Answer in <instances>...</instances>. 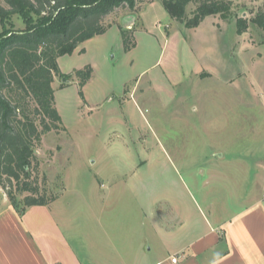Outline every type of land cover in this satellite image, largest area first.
Returning a JSON list of instances; mask_svg holds the SVG:
<instances>
[{
	"label": "rangeland",
	"instance_id": "obj_1",
	"mask_svg": "<svg viewBox=\"0 0 264 264\" xmlns=\"http://www.w3.org/2000/svg\"><path fill=\"white\" fill-rule=\"evenodd\" d=\"M155 1L147 0L144 4ZM227 1L231 4L229 18L214 17L217 27L225 32L220 41L223 57L218 58L223 74L216 72L207 79L193 76L190 66L194 69L205 55H211L206 47L201 54L197 49L177 48L176 39L170 38L161 47L165 45L158 63L160 49L157 53L153 44H145L140 37V49L125 54L115 42L112 30L105 39L107 54L92 47L83 56V44L72 55L59 59L62 76L56 80L60 88L56 102L62 125L60 131L43 136L37 156L41 178H47L49 190L57 196L64 192L60 200L51 204L54 212H64L68 224L80 219L75 236L78 232L87 233L86 224L91 219L88 209L95 208L104 211L102 220L126 224L128 234L136 240V222L149 223V217L141 220L133 212L129 186L137 196H174V192L185 193L189 187L198 196L199 186H203L208 175L204 166L210 158L215 161L214 149L230 152L231 156L249 149L264 150V44L261 31L250 21L264 7V0ZM0 3L4 5L5 0ZM141 6L134 13L118 10L107 18L106 26L109 29L131 14L137 17ZM157 7L151 16V30L157 22L156 28L166 35L173 19L161 8V0ZM195 7L189 5V17ZM238 17L249 20V30L243 35L235 32ZM36 21L37 17L28 12L9 17L0 22V34L24 29ZM174 52L176 60L172 57ZM88 62H95L96 77L85 93L86 86L83 88L81 97L79 83L70 84L76 80L74 71L90 66ZM169 64L175 74L171 77L180 78L174 89L167 88L163 72ZM146 69L149 71L136 86V76ZM66 77L68 82L63 83ZM125 82L128 84L124 95ZM239 147L233 154V149ZM171 157L175 174L171 171ZM228 170L234 191L253 187L252 179L244 175L245 184H241L243 176L235 175L236 167ZM0 196L5 195L2 192ZM231 202L239 203L235 196ZM157 203L159 210L167 206L162 201Z\"/></svg>",
	"mask_w": 264,
	"mask_h": 264
},
{
	"label": "crops",
	"instance_id": "obj_2",
	"mask_svg": "<svg viewBox=\"0 0 264 264\" xmlns=\"http://www.w3.org/2000/svg\"><path fill=\"white\" fill-rule=\"evenodd\" d=\"M157 5L158 0L143 3L137 17L132 14L122 17L105 34L85 42L83 56L92 47L107 54L109 48L105 39L112 30L122 52L132 54L140 49L141 37L145 44H153L151 46L157 53L160 49L159 63L166 43L175 38L179 44L177 48L197 49L201 54L205 52L204 47L210 51L211 55H205L194 69L193 65L190 66L193 76L202 75L201 78L207 79L216 72L223 74L224 68L218 64V58L223 57L220 41L225 32L222 27H217V18L209 17L196 28H187L173 20L166 36L156 28L157 22L151 30V16ZM161 8L166 11L163 4ZM119 27L135 32L136 45L129 52L124 50ZM207 38L209 41L205 42ZM163 44L164 48H161ZM175 55L174 52L173 60L178 58ZM103 58L106 62V57ZM88 65L92 67L93 75L84 93L96 77L95 62H88ZM148 71L143 70L136 76V86ZM163 72L167 88L177 87L180 78L171 77L175 75L171 64ZM56 80L54 88L58 91ZM127 84H123L124 95ZM70 85H78V82L75 80ZM68 87L64 86L62 90ZM240 148L233 149V154ZM212 153L215 161L210 158L204 166L208 175L202 181L203 186H199L198 196L187 188V184L184 186L187 192H174V196H137L136 190L129 186L133 196L128 197L134 204L133 212L141 220L149 217V223L136 222L134 232L139 236L136 240L128 234L126 224L121 226V223L112 224L110 219L102 220L104 211L95 208L88 209L91 219L86 224L87 233L78 232L75 236V230L80 227L79 217L68 224L65 222L68 216L64 212L55 213L52 205L31 207L20 215L7 196H0V264H264V150L249 149L236 156L220 149H214ZM173 162L171 157V171L175 174ZM229 167L237 168L236 176L250 177L253 187L234 191L230 187ZM244 176L240 180L243 185ZM62 196L64 192L57 201ZM232 196L238 199V204L231 202ZM161 201L167 205L164 210L156 207Z\"/></svg>",
	"mask_w": 264,
	"mask_h": 264
},
{
	"label": "trees",
	"instance_id": "obj_3",
	"mask_svg": "<svg viewBox=\"0 0 264 264\" xmlns=\"http://www.w3.org/2000/svg\"><path fill=\"white\" fill-rule=\"evenodd\" d=\"M147 0H5L0 3V22L24 13L37 17L21 30L0 34V191L15 210L49 206L58 196L42 176L37 156L44 135L60 131L62 118L56 104L55 79L62 76L59 59L72 55L85 42L103 35L108 17L120 9L134 12ZM168 15L187 28L200 26L207 18H229L227 0H161ZM195 4L191 17L188 7ZM261 31L264 44V7L250 20ZM249 20L238 17L236 32L249 30ZM120 28L123 47L131 51L134 30ZM85 50H80L83 53ZM93 69L75 70L80 95L92 78ZM69 78L66 77V80Z\"/></svg>",
	"mask_w": 264,
	"mask_h": 264
},
{
	"label": "built area",
	"instance_id": "obj_4",
	"mask_svg": "<svg viewBox=\"0 0 264 264\" xmlns=\"http://www.w3.org/2000/svg\"><path fill=\"white\" fill-rule=\"evenodd\" d=\"M173 261L176 262V259H174Z\"/></svg>",
	"mask_w": 264,
	"mask_h": 264
}]
</instances>
